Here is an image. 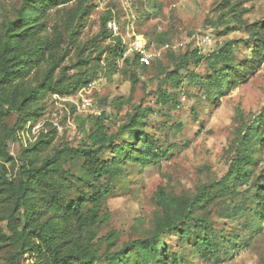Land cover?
<instances>
[{
    "label": "trees",
    "instance_id": "16d2710c",
    "mask_svg": "<svg viewBox=\"0 0 264 264\" xmlns=\"http://www.w3.org/2000/svg\"><path fill=\"white\" fill-rule=\"evenodd\" d=\"M217 1V15L208 20L210 29L222 36L235 30L236 25L244 27L253 42L247 60L234 59L233 48L240 43L236 40L223 43L205 56L197 48L190 56L170 52L166 56L172 63L171 69L159 59L141 65L135 54L123 58L121 37L112 36L106 26L109 19H117L111 7L106 8L100 19L97 33L101 40H110L108 46H100L96 40L91 48L79 44L76 36L83 16L91 11L89 0H76L63 31L56 24L49 25V13L58 10L66 0H20L11 17L2 19L0 12V122L14 118L13 125L5 126L0 135V158L18 162L17 177L0 171V195L8 202L4 228L0 226V245L13 246L9 264H22L20 259L26 257L31 264H94L100 260L108 264H183L178 252L164 239L172 231H176L181 241L193 239L192 251L199 258L217 260L221 246L207 220V207L217 199L228 203L234 214L248 215V226L264 224V106L247 120L241 110H236L238 123L226 150L227 169L216 182L198 188L193 195L169 194L158 187L152 229L146 237L124 242L117 249L113 248L116 237L112 233L98 237L99 224L106 218L101 207L112 191V182L128 164L143 169L157 166L168 151L156 145L155 136L145 131V112L141 106H135L126 115L114 134L107 133L104 112L77 114L75 124L84 134L77 146L65 143L53 155L39 159L48 143V132L40 131L32 143H19L16 156L9 153L7 141L17 137L28 122L37 120L47 93L74 94L93 82L102 67L114 68L122 58L121 74L133 86L139 81L138 70L155 63L158 75H164L174 87L180 85V71L190 59L204 58L211 70L203 85L205 90L217 96L229 92L249 63L264 62V22L247 24L243 20L248 11L243 6L245 0ZM65 37L73 46L75 60L71 67L77 71L69 77L63 73L55 77L66 55L60 51ZM92 51L96 52L93 57ZM103 54L105 64L101 66ZM197 81L190 72L189 83ZM174 99V92L160 89L155 103L173 105ZM123 132L129 137L122 136L115 142V136ZM77 157H82L83 163L79 172L73 174L63 163H74ZM102 242H105L103 250ZM243 243L248 245L246 241ZM239 245L231 242L224 254Z\"/></svg>",
    "mask_w": 264,
    "mask_h": 264
},
{
    "label": "rangeland",
    "instance_id": "374dc122",
    "mask_svg": "<svg viewBox=\"0 0 264 264\" xmlns=\"http://www.w3.org/2000/svg\"><path fill=\"white\" fill-rule=\"evenodd\" d=\"M123 1L89 0L91 11L83 16L76 42L90 47L92 41L96 40L100 46L107 47L110 40H101L97 33L100 19L106 8L111 7L116 14L121 40L127 43L132 33L142 35L153 49L160 52L157 59L169 69L172 63L166 54L170 52L175 56L184 53L190 56L191 51L197 48L205 56L230 40L240 41L233 48L237 62L251 56L253 42L244 27L233 25L236 29L222 36L210 29L208 20L217 15V0H127L134 20L130 19ZM19 3L20 0H0L1 18L11 17ZM75 5L76 0H66L58 10H51L49 25L56 24L63 31ZM243 6L248 9L243 14L247 24L264 22V0H245ZM205 34L209 35V42L203 41ZM60 51L66 55L56 69L55 77L60 73L69 77L77 69L71 67L75 55L66 37ZM95 53L92 51V57ZM104 58L105 54L102 55L101 66L105 64ZM122 59L117 61L114 68L102 67L93 82L74 94L47 93L41 101L44 108L37 120L28 122L17 137L7 141L9 153L16 156L20 142L32 143L40 131L48 132V143L38 155L40 159L53 155L65 143L75 147L83 140L84 134L76 126L75 116L89 115L85 110L95 112L90 115L104 112L107 133L114 134L135 106L144 109L145 131L155 136L156 145L168 151L157 166L150 165L143 169L128 164L112 182V191L101 207L106 218L99 224L98 237L112 233L116 237L114 249L124 242L148 235L157 212L154 198L158 187H163L169 194L193 195L198 188L216 182L227 169L225 156L238 123L236 110H241L247 120L257 115L264 106V62L259 65L249 63L247 71L240 73L238 83L226 94L217 96L207 92L203 86L206 77L211 74L209 63L204 58L200 61L192 58L181 69L182 81L178 87L170 85L164 75H158L155 63L147 69L138 70L139 81L133 86L121 74ZM61 67L63 69L60 71ZM190 72L199 81L189 83ZM160 89L175 93L173 105L158 106L155 103ZM83 100L90 105L82 107ZM13 122V117L0 122V135L5 126H12ZM87 126L86 122L84 127ZM122 136L128 138L129 134L123 132L119 137L115 136L114 141L119 142ZM107 153L108 150H105ZM82 163L83 158L77 157L74 163L64 162L63 167L77 174ZM0 171L17 177L18 162L11 163L0 158ZM207 210V220L221 246L219 258H199L192 251L193 239L181 241L176 231H172L164 239L172 250L178 252L183 264H264V224L248 226V215L234 214L230 205L219 199L210 204ZM7 211L8 202L0 195V226L3 228ZM233 241L240 245L225 255L224 250ZM245 241L248 245L243 243ZM104 247L105 242H102L101 249ZM12 252L13 246L1 244L0 264H9ZM20 260L22 264L32 262L27 257ZM94 264L108 263L100 260Z\"/></svg>",
    "mask_w": 264,
    "mask_h": 264
},
{
    "label": "built area",
    "instance_id": "2783aa9c",
    "mask_svg": "<svg viewBox=\"0 0 264 264\" xmlns=\"http://www.w3.org/2000/svg\"><path fill=\"white\" fill-rule=\"evenodd\" d=\"M123 5L125 8H128L129 11H127L128 15L130 16V19L134 20L135 16L132 13L129 5L127 4V0L123 1ZM107 28L111 31L113 36H120L118 33L119 26L118 22L112 18L109 19L106 23ZM121 37V36H120ZM129 41L126 43V41L123 39L122 46L124 48L123 50V58L136 55L137 60L141 65H149L153 60L157 59V57L160 55L159 51H156L152 48V46L149 44V42L139 34L132 33L129 35ZM203 41L209 42L210 38L208 34L203 35ZM87 100H83V103L81 104L82 107H85L87 105H90V103L86 102ZM86 112L90 114H95V112H90L89 110H85Z\"/></svg>",
    "mask_w": 264,
    "mask_h": 264
}]
</instances>
